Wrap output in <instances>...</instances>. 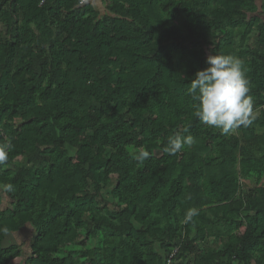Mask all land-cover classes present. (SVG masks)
<instances>
[{"label":"trees","instance_id":"1","mask_svg":"<svg viewBox=\"0 0 264 264\" xmlns=\"http://www.w3.org/2000/svg\"><path fill=\"white\" fill-rule=\"evenodd\" d=\"M40 1L0 0V264H264V0ZM213 54L253 99L228 135L188 92Z\"/></svg>","mask_w":264,"mask_h":264},{"label":"clouds","instance_id":"2","mask_svg":"<svg viewBox=\"0 0 264 264\" xmlns=\"http://www.w3.org/2000/svg\"><path fill=\"white\" fill-rule=\"evenodd\" d=\"M206 64L207 67L196 71L188 89L189 94L198 102V120L205 126L218 129L222 135L250 126L255 119L253 99L249 95V82L241 62L232 56L213 54L207 57ZM194 142L191 135H176L168 140L164 150L174 155L185 145L191 146ZM10 148L11 142L7 146L0 145V167L7 164ZM149 155L147 151H142L136 158L143 160ZM3 187L7 192L15 190L12 184ZM195 215L197 209H189L184 222L187 223Z\"/></svg>","mask_w":264,"mask_h":264},{"label":"rangeland","instance_id":"3","mask_svg":"<svg viewBox=\"0 0 264 264\" xmlns=\"http://www.w3.org/2000/svg\"><path fill=\"white\" fill-rule=\"evenodd\" d=\"M93 3L97 4L98 6L99 3L97 0H92ZM263 15L260 13V18H262ZM254 184V181L253 180H248L246 181V185H253ZM103 197L104 199L109 203L110 202V198L109 196L107 195V193H103ZM31 229L29 226H24L18 233H15L14 236H13V240L16 241L18 244H19V248L22 252V259H24L26 256L29 255L30 253V250H29V241H30V238H31ZM210 239V238H209ZM11 241L12 238H10ZM210 248H218L220 247V241L219 240H216V239H213L211 238L210 240Z\"/></svg>","mask_w":264,"mask_h":264},{"label":"crops","instance_id":"4","mask_svg":"<svg viewBox=\"0 0 264 264\" xmlns=\"http://www.w3.org/2000/svg\"><path fill=\"white\" fill-rule=\"evenodd\" d=\"M210 239H211V238H210ZM210 239H207V240H206V243H205V246H206V247H209V248H210V246H208V245H210V241H209ZM207 244H208V245H207Z\"/></svg>","mask_w":264,"mask_h":264},{"label":"built area","instance_id":"5","mask_svg":"<svg viewBox=\"0 0 264 264\" xmlns=\"http://www.w3.org/2000/svg\"><path fill=\"white\" fill-rule=\"evenodd\" d=\"M42 1H43V0L40 1V4H41ZM82 1H83V0H82Z\"/></svg>","mask_w":264,"mask_h":264}]
</instances>
